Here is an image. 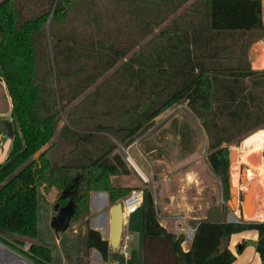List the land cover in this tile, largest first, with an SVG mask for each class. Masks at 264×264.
<instances>
[{
    "label": "trees",
    "instance_id": "obj_1",
    "mask_svg": "<svg viewBox=\"0 0 264 264\" xmlns=\"http://www.w3.org/2000/svg\"><path fill=\"white\" fill-rule=\"evenodd\" d=\"M263 36L262 0H0V76L12 101L0 241L29 242L23 253L52 264L51 246L36 242L38 187L68 190L75 217L90 213L95 191L117 199V143L177 102L202 124L225 188L226 144L264 123V69L248 59ZM142 192V264H233L228 239L248 228L260 259L251 264H264V220L199 222L184 250L185 235L163 226L151 189ZM91 249L109 259V240L88 225L76 264H90Z\"/></svg>",
    "mask_w": 264,
    "mask_h": 264
},
{
    "label": "rangeland",
    "instance_id": "obj_2",
    "mask_svg": "<svg viewBox=\"0 0 264 264\" xmlns=\"http://www.w3.org/2000/svg\"><path fill=\"white\" fill-rule=\"evenodd\" d=\"M186 5L187 4L181 6L176 13L170 14V17L168 16V19H166L165 22H163L158 28L168 23L172 16L182 12ZM166 15L167 13H161V16L165 17ZM262 20L264 21V0H262ZM158 28L154 29L151 35L157 32ZM254 45L255 46H253L251 50L253 53L254 47L256 46L264 50V36L254 42ZM254 54H252V56L256 55ZM258 57L260 60H263L264 51L263 53L258 54ZM248 59H250V57ZM251 59L249 62L251 63L253 69H264V65L260 66L261 62H257V64L260 65H255V58ZM11 110L12 102L10 100L6 84L0 76V113H8ZM160 114V119L156 127L153 128L151 126L152 128L150 127L130 147L126 149L123 147L124 143H117L118 148L113 152V154L119 153L125 157L127 151L131 160L135 161L137 166L143 171L145 178L141 176V173L138 172L139 170H137L132 163L127 162L131 168V173L129 175L119 173L111 176L112 183L115 186L122 187L124 189V193L120 194L117 199L110 202V205L112 206L116 202H122L124 197H126L133 189L143 191V189L149 188L152 193H155V191L158 192L159 188L155 186L159 185L161 187V179L163 181H167L169 193H174L177 191V186H180L181 183H184L186 182L185 180H187V178H184L183 181L182 178L184 176V170H191L195 171L196 181H191L189 185L186 183L187 188L185 192L187 193L190 205H192V214L202 217L205 214V210L209 206L217 204L220 200L222 203L225 221H227L226 218L228 214H232L238 221L264 220V123L241 136L236 141L226 144L230 163L227 172L228 182L224 188L219 175L213 172L207 160V156L210 152L207 135L199 119L188 108L186 103H184V101L177 102L164 110L163 114ZM155 119L156 117L153 120ZM9 124L11 128H9ZM11 129L12 122L10 117L6 115L0 116V133L5 135L3 144L4 146L7 144V147H4L6 151L8 150L11 142L8 138V134ZM156 130H158L157 133L155 132ZM154 132L157 137H155L154 140H149L150 142L146 141V138L152 133L154 134ZM140 141H144V143L138 144L137 142ZM153 146L156 150L152 156L150 155V160L157 159L160 161L151 166L145 163L143 164L144 168H142L135 157L137 155L141 156L143 153L146 154V152L153 148ZM231 152L234 154L233 159L230 160ZM235 155L236 158L234 159ZM146 158L149 159L148 157ZM142 159V161L145 162L144 158ZM151 173L154 175L156 182H154L155 180H153ZM155 175H159L160 177L156 178ZM196 186L199 187V191L196 190ZM52 188H56L57 198L59 199L61 190L56 186H52L49 189ZM232 189L234 193L232 192ZM167 198L169 199V197ZM233 198H235L234 204H232ZM39 199L41 201L42 198L39 197ZM58 202L67 203L68 200L65 199ZM40 208H43V204L41 202ZM156 210L158 214L160 209L157 208ZM99 212L101 211L92 212V207L90 205V213L87 216H74L67 231L57 232L50 224L51 218L45 217L42 210L38 218L39 232L36 242L51 246L52 254L54 255L53 250H55V256L58 259L56 261L59 263L67 261V264H72L74 262L75 255V262L77 263L78 236H81L86 232L88 225L93 227L92 224L95 222L97 223ZM54 214L56 215L57 212ZM87 220L89 221L87 222ZM169 220L170 221L167 223L170 226L166 225V227L168 229L178 231L179 233H183L187 244L189 242L191 243L195 226H191L183 219L178 221L176 218L171 217ZM99 222H101L100 219ZM178 224H180V226H178ZM124 229L129 233L130 237L127 241V259H125L118 251H114L111 252L109 259L105 261L96 250L91 249L88 251V256H86L88 263L112 264V262L117 261L116 264H142L143 251L141 209H138L124 221ZM107 230V227H104L102 228L103 233L100 230L99 231L104 237L106 236V238L109 239V237H107ZM233 234H235V237L238 240L237 243H239L236 249L234 248V255L239 246L243 243L245 244L242 252L237 251L238 253H241V256H237V258L235 256L234 260H237V262L241 261L240 263L251 264V262L247 261H250L249 259L252 257L253 252H255L257 231L255 229L248 228ZM14 236L22 238L19 235ZM39 238L43 241H38L40 240ZM0 243L3 244V246L0 244V248L5 253L4 256H0V264H29L7 248H10L29 260L32 264H35L21 250L23 248L27 251L30 247L29 242H25L19 247L9 246L1 241ZM182 244L184 245V241ZM9 256L14 257L13 263L10 262ZM54 261L53 257L52 264H54Z\"/></svg>",
    "mask_w": 264,
    "mask_h": 264
},
{
    "label": "crops",
    "instance_id": "obj_3",
    "mask_svg": "<svg viewBox=\"0 0 264 264\" xmlns=\"http://www.w3.org/2000/svg\"><path fill=\"white\" fill-rule=\"evenodd\" d=\"M263 23H264V21H263ZM253 46H255L254 43L251 45V47L249 49L248 58L249 57H250V59L255 58V60H254L255 65H260V64H257V62H261L260 66L264 65V59L260 60V58L258 57V54L263 53L264 50H262V48H260V47L258 48L257 46L254 47V53L256 54L255 55L253 53V51H251ZM252 54H254L255 56H252ZM10 100H11V98H10ZM11 112H12V110L8 113H4V114L0 113V116H3V115L10 116ZM161 114H163V112ZM159 119L160 118L158 115V117H156V119L154 120V123L152 125L153 128L156 127ZM157 131L158 130H156L155 132L157 133ZM155 132H154V134L152 133L150 136H148L146 138L147 139L146 141L154 140V138L157 137ZM152 136H153V138H152ZM137 143L142 144V143H144V141H140ZM155 150L156 149L153 146V148L149 149V151H147L146 154L143 153V155H141V156L137 155L135 157V159L138 160V163L142 168H144L143 164H145V163H147L149 166H151V165H154L155 163L160 161L157 159H154V160L151 159L150 160V158L154 154ZM146 157H148L149 159H147ZM142 158H144L145 162L142 161L143 160ZM135 166L144 175L143 171L137 166L136 163H135ZM183 174H184V176L182 177L183 181H184V178H187V180H185L186 182L181 183L180 186H177V188H176L177 191L174 193H171V194L169 193L167 181H165V180L163 181L161 179V184H160L161 187L159 185H156V186L154 185L155 187L159 188V191L158 192L155 191V193H153V196H154V202H155L156 209L157 208L160 209V212H158V216L160 218V223L163 226L168 225L167 222L170 221L169 219H171V217L176 218V220H178V221H180L182 219L186 220L188 223H189L190 219L198 218V215H194L191 213L192 205H190V202L188 201L187 193L185 192V190L187 188L186 183H188V185H189V183H191V181H193V182L196 181L195 171H191V170L185 171L184 170ZM152 176H153V180H155L153 174H152ZM155 176H156V178L160 177L159 175H155ZM154 182H156V180ZM196 190L199 191L198 186H196ZM39 197L42 198L41 201H40ZM167 197H169V199ZM57 199L58 198H57L56 188H52V189L48 190V189L44 188L43 186H39L37 189V200H38L37 219L39 218L41 211L43 210L45 217L51 218V222H52V218L55 215L54 213L56 212L55 205L57 204V201H58ZM40 202L43 204V208H40ZM91 207H92V212L101 211L98 214L99 217L97 218V220H98L97 223L95 222L92 224L93 227L100 230L101 232H102V228L107 227V229H108L107 230V237H109V223H110L111 205H110V200H109L108 194L105 191L93 192L91 195ZM129 216H127V218L124 217V221L127 220ZM99 219L101 220V222H99ZM38 223H39V220H38ZM168 226H170V225H168ZM178 226H180V224H178ZM172 231L178 233V231H175V230H172ZM38 232H39V228H38ZM105 238H106V236H105ZM106 239H108V238H106ZM38 241L41 242L43 240L40 239ZM237 242H238V240L235 237V234H232L228 239V247L232 251V253L234 251V248L236 249V247L239 244ZM182 246H183L184 250H187L190 246V242L187 244V242L184 240V245L182 244ZM244 246H245V244L243 243L240 246V248L237 249V251L242 252V250L244 249ZM114 251H118V250L111 249L110 254H111V252H114ZM237 251H235L236 258H237V256L238 257L241 256V253H238ZM53 253H54L53 257L55 260L54 264H67V261H65L64 263H62V262L59 263L58 261H56V260H58L57 257L55 256L56 251L53 250ZM249 260L250 261H247V262H251V263H258L259 262L260 259H259V256H258L256 251L253 252L252 257ZM75 261H76V255H75L74 262L72 264H76ZM240 262L239 261L237 262V260H234L233 264H245V263H240ZM116 263H117V261L112 262V264H116Z\"/></svg>",
    "mask_w": 264,
    "mask_h": 264
},
{
    "label": "water",
    "instance_id": "obj_4",
    "mask_svg": "<svg viewBox=\"0 0 264 264\" xmlns=\"http://www.w3.org/2000/svg\"><path fill=\"white\" fill-rule=\"evenodd\" d=\"M153 123H154V120H151L150 122L146 123L134 136L130 137L124 143L123 147L125 148L130 147L139 138V136L142 133H144L146 130H148L153 125ZM9 128H11L10 124H9ZM10 134H12V129L10 131ZM231 156H232V152L230 154V160H231ZM112 160L123 175H129L131 173V168L122 155H120L119 153H114L112 155ZM230 192H231V189H230ZM68 196H69L68 190L63 191V193L61 194V197L63 199L67 198ZM55 210L58 212V214L52 219L51 225L54 227V229L57 232L67 231L70 227L72 218L74 217L77 211V204L75 200L70 198L69 201L65 205H62V206H60V203H57L55 205ZM223 221H224L223 208H222V203L219 200L217 204L211 205L205 210L204 216L190 219L189 224L191 226H196L199 222L220 223ZM237 221L238 220H235V222ZM123 231H124V214H123V209H122V203L116 202L115 204L111 206L110 223H109V239L108 240L110 242V246L113 249H117L119 247ZM1 245L3 246V244ZM7 249L13 252L19 258L26 261L27 263L32 264L29 260L21 256L20 254L16 253L10 248H7ZM98 254L100 255L99 252Z\"/></svg>",
    "mask_w": 264,
    "mask_h": 264
},
{
    "label": "built area",
    "instance_id": "obj_5",
    "mask_svg": "<svg viewBox=\"0 0 264 264\" xmlns=\"http://www.w3.org/2000/svg\"><path fill=\"white\" fill-rule=\"evenodd\" d=\"M8 117H10L11 119V114ZM8 135H9L8 138L11 141V134L9 133ZM4 137L5 135L0 133V166L8 154V151H6V149L4 148V144H3ZM124 159L127 162L131 163V158H130L129 153H127V151H126V155ZM142 200H143V192L141 190H137V189L131 190V192L126 197H124V199L121 202L124 217L127 218V216L135 213L141 207ZM226 220L227 222H235V220L237 219L234 218L232 214H228ZM129 238H130L129 233L126 232L124 229L122 236H121L120 245L117 249H114V250H118V252L121 253L125 259L128 258L127 241L129 240ZM110 248L113 249L111 246Z\"/></svg>",
    "mask_w": 264,
    "mask_h": 264
},
{
    "label": "bare ground",
    "instance_id": "obj_6",
    "mask_svg": "<svg viewBox=\"0 0 264 264\" xmlns=\"http://www.w3.org/2000/svg\"><path fill=\"white\" fill-rule=\"evenodd\" d=\"M5 148L7 147V144L4 146ZM233 154L234 153H232V156H231V159H233ZM236 158V155H235V157H234V159ZM131 163L133 164V166L138 170V168L135 166V161H133V160H131ZM138 172H140V171H138ZM141 173V172H140ZM243 175H245V174H243ZM141 176H143L144 177V175L141 173ZM145 178V177H144ZM232 192L234 193V191H233V189H232ZM250 194V193H249ZM248 199V198H247ZM235 203V198H233L232 199V204H234ZM248 215H250L249 213H247ZM260 216V215H259ZM260 218V217H259ZM263 218V217H262ZM261 218V219H262ZM5 255V253L2 251V249L0 248V256H4ZM9 259H10V262H14V257L13 256H9Z\"/></svg>",
    "mask_w": 264,
    "mask_h": 264
},
{
    "label": "flooded vegetation",
    "instance_id": "obj_7",
    "mask_svg": "<svg viewBox=\"0 0 264 264\" xmlns=\"http://www.w3.org/2000/svg\"><path fill=\"white\" fill-rule=\"evenodd\" d=\"M65 199H67V200L69 201L70 197L68 196V197H67V198H65ZM57 203H60V206H62V205H65V204H66V203H62V202H58V201H57ZM56 212H57V211H56ZM57 214H58V212H57ZM57 214H56V215H57ZM56 215H54V216H53V218H54ZM53 218H52V219H53Z\"/></svg>",
    "mask_w": 264,
    "mask_h": 264
}]
</instances>
